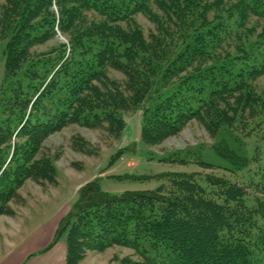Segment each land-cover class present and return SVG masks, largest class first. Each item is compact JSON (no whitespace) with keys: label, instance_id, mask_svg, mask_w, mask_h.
Instances as JSON below:
<instances>
[{"label":"trees","instance_id":"1","mask_svg":"<svg viewBox=\"0 0 264 264\" xmlns=\"http://www.w3.org/2000/svg\"><path fill=\"white\" fill-rule=\"evenodd\" d=\"M147 1L0 0V40H8L3 79L21 76L6 101L0 88L5 102L0 215H13L6 205L27 180L55 184L51 158L38 155L50 135L71 124L103 129L117 139L125 128L122 113L140 109V139L150 146L194 120L212 135L221 127L243 131L250 126L244 135L261 133L264 98L252 91L249 80L264 72V52L248 55L253 47L248 44V49L219 57L215 53L223 51L219 39L227 26L201 22L177 42L142 40L131 17L139 11L155 15L145 12ZM179 1L192 5L191 0L155 4L162 9L167 3L172 9H166L168 15L183 18L188 10L178 8ZM239 1L247 13L264 15V0ZM53 4L60 8L57 27L68 36V48L59 44L29 56L30 49L55 36ZM89 12L99 19L88 22L84 13ZM110 71L124 80L110 78ZM72 147L93 153L82 140L74 138ZM215 150L235 169L249 167L224 142ZM253 161L255 178L246 183L213 173L168 172L157 175L166 183L154 190L111 195L101 190L98 179L89 181L60 219L49 247L63 240L65 264H79L87 252L113 246L132 249L138 257H124L120 264H264V162L259 150Z\"/></svg>","mask_w":264,"mask_h":264},{"label":"rangeland","instance_id":"2","mask_svg":"<svg viewBox=\"0 0 264 264\" xmlns=\"http://www.w3.org/2000/svg\"><path fill=\"white\" fill-rule=\"evenodd\" d=\"M191 1V6L177 2L178 8L188 10L183 12V18H180L173 12L172 15H168V11L172 9L167 3L159 9L155 4L156 0H148L144 7L145 12L148 9L155 15L148 16L139 11L131 17L133 23L139 28L138 35L142 40L153 38L177 42L176 40L189 34V27H196L201 22L203 26L216 25L219 28L227 26L226 32L221 34L219 39L223 51L215 53L219 57H223V54H227L226 52L236 53L235 48L248 49V44H253L248 55L259 51L264 52V15L247 13L239 0ZM66 7L70 8L71 5ZM166 9H168L167 12ZM50 10L55 16V36L30 49L29 56L48 52L52 48H57L59 44H66L68 48V36L57 27L60 8L53 4ZM84 14L88 22L92 18L99 19V16L93 12ZM126 24L120 25L127 28ZM7 41L0 40V88L5 101L10 95L9 89L15 86L18 78H21L17 75L4 82L3 53ZM109 77L119 81L124 80L120 73L114 71L109 72ZM249 82L252 91L264 98V72L250 79ZM1 97L0 91V99ZM4 106L5 102L0 100V120L3 118ZM122 118L125 121V128L121 137L117 139L107 135L103 129H90L71 124L50 135L42 143L38 156L42 153L51 158L56 170L55 184L41 186L27 180L16 191L15 198L6 205L7 211L12 210L14 216L0 217V223L4 222V225L15 232V239L25 241L30 246L35 242L33 248L42 246L35 255L43 254L41 251L51 245L60 219L71 211L78 199V190L89 181L98 179L101 190L111 195H119L125 191L154 190L166 183L157 175L168 172L213 173L231 181L246 183L250 177L255 178L252 174L255 166L253 157L257 150H259L261 161L264 162V126L261 127V133L253 130L251 135H244L250 126L243 128V131L236 128L227 130L221 127L216 134L212 135L201 123L194 120L189 122L179 134L166 139L159 145L150 146L140 139L142 111L140 109L126 111L122 113ZM248 119L250 118H246L248 123L254 124ZM74 138L75 141L82 140L90 145L93 153L87 155L76 151L72 147ZM220 142L227 144L231 151L246 160L249 167H245L244 170L235 169L228 159L220 156L215 150ZM174 158L185 160L186 163L171 162L170 160ZM201 162L211 167L205 168L200 164ZM250 194L254 195V191H250ZM62 243L65 246L63 240ZM124 257L138 260L132 249L113 246L102 252H87L79 264H120Z\"/></svg>","mask_w":264,"mask_h":264},{"label":"crops","instance_id":"3","mask_svg":"<svg viewBox=\"0 0 264 264\" xmlns=\"http://www.w3.org/2000/svg\"><path fill=\"white\" fill-rule=\"evenodd\" d=\"M13 216L0 215L7 218ZM0 225V228H3L0 229V264H65V246L62 241L52 247L49 245L41 251L43 254L37 256L35 252L42 246L33 248L35 242L31 246L25 241L21 242L15 239V232L9 226L4 225V222Z\"/></svg>","mask_w":264,"mask_h":264}]
</instances>
